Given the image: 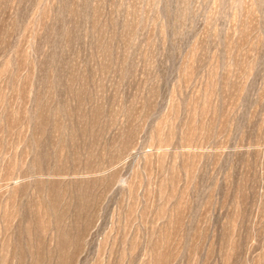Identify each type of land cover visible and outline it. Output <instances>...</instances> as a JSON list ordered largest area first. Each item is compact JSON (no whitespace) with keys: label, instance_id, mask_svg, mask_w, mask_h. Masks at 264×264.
Segmentation results:
<instances>
[{"label":"rangeland","instance_id":"374dc122","mask_svg":"<svg viewBox=\"0 0 264 264\" xmlns=\"http://www.w3.org/2000/svg\"><path fill=\"white\" fill-rule=\"evenodd\" d=\"M0 264H264V0H0Z\"/></svg>","mask_w":264,"mask_h":264}]
</instances>
